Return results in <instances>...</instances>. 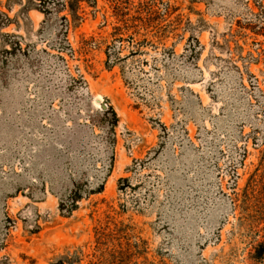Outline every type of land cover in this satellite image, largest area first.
<instances>
[{
  "label": "rangeland",
  "instance_id": "1",
  "mask_svg": "<svg viewBox=\"0 0 264 264\" xmlns=\"http://www.w3.org/2000/svg\"><path fill=\"white\" fill-rule=\"evenodd\" d=\"M46 1L0 0V264H264V0Z\"/></svg>",
  "mask_w": 264,
  "mask_h": 264
},
{
  "label": "trees",
  "instance_id": "2",
  "mask_svg": "<svg viewBox=\"0 0 264 264\" xmlns=\"http://www.w3.org/2000/svg\"><path fill=\"white\" fill-rule=\"evenodd\" d=\"M39 1L41 2L40 3L41 6H43V5L45 6V4L48 3L46 0H39ZM80 1H83V0H69V2H70V8H71V13L73 14V18L74 19H78L79 18V16L76 15V12H77L76 9L79 6ZM66 3L67 2L65 0H61V1L59 0L58 5L61 4V7H63V6L66 5ZM57 10H58V8H57Z\"/></svg>",
  "mask_w": 264,
  "mask_h": 264
}]
</instances>
